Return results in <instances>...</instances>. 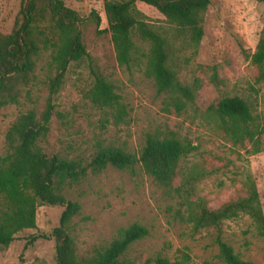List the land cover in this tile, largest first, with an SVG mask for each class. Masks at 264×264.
<instances>
[{
    "label": "rangeland",
    "instance_id": "1",
    "mask_svg": "<svg viewBox=\"0 0 264 264\" xmlns=\"http://www.w3.org/2000/svg\"><path fill=\"white\" fill-rule=\"evenodd\" d=\"M84 19L83 41L93 63L85 60L71 66L66 84L56 99V115L47 137L39 146L49 155L70 159L89 157L99 147L121 148L140 153L150 135L192 143L197 150L181 162L176 187L195 177L193 201L203 199L212 210L247 196L252 179L264 210V152L251 155L235 147L208 109L225 98L239 97L253 105L254 116L264 126V80L253 63L264 32V2L258 0H212L202 15L204 40L196 44L189 35L153 11L147 22L167 40L169 66L189 85L203 81L196 105L182 113L168 106V95L159 94L154 79L146 73L148 42L136 38L138 53L130 67L117 61L104 0H62ZM23 0H0V33L10 34L17 25ZM93 14L101 18L98 27ZM51 52L42 51L36 80L23 90L20 103L0 107V158L8 153L7 134L19 117L43 109L48 95L46 81ZM94 73L115 86L128 106L125 123L117 125L114 111L96 107L89 98ZM249 149V147H248ZM67 198L82 206L71 226L78 254L90 257L109 247L122 231L135 224L145 226L150 236L133 245L127 258L145 261L159 255L173 263L189 255V264H226L214 232L195 233L188 222V207L176 192L160 187L140 167L135 173L109 167L69 189ZM3 199H0L2 207ZM62 207L41 206L37 229L24 231L9 248L0 250V264H57L56 242L39 240L27 250L33 236H51L59 227ZM224 241L251 264H264V235L254 220L242 214L226 221Z\"/></svg>",
    "mask_w": 264,
    "mask_h": 264
},
{
    "label": "trees",
    "instance_id": "2",
    "mask_svg": "<svg viewBox=\"0 0 264 264\" xmlns=\"http://www.w3.org/2000/svg\"><path fill=\"white\" fill-rule=\"evenodd\" d=\"M104 1L109 24V29L104 32L112 36L120 66L130 67L134 63L138 53L136 38L148 42L146 73L154 79L158 93L168 95V106H173L179 114L189 104L196 105L203 81L196 79L189 85L169 66L168 42L147 22V14L149 11L160 14L199 44L205 38L202 15L208 11L212 0ZM93 17L100 27L101 18L96 14ZM83 24L84 19L79 13L62 0H23L20 18L12 33H0V107L20 103L23 90L37 78L41 52H51L46 81L48 95L43 109L19 117L7 134L8 153L0 158V199H3L0 250L17 241L18 234L37 229L39 207L51 206L65 209L59 227L51 236H33L26 250L39 240L54 239L57 264H189L187 254L174 263L164 255L143 262L127 258L133 245L150 236V231L140 224L122 231L109 247L96 250L90 257L78 254L71 226L81 216L82 206L69 200L67 191L109 167L132 173L140 167L160 187L174 191L184 199L188 222L195 233L214 232L226 264H251L224 241L223 226L226 221L246 214L264 235V210L258 188L250 179L247 196L225 203L218 210L210 209L203 199L193 201L197 178L190 177L176 187L182 160L197 150L192 143L176 137L160 139L150 135L140 153L99 146L89 157L77 159L49 155L39 146L50 133L56 115L55 102L66 84L71 66L85 60L93 63L83 41ZM253 63L264 80V32ZM94 76L90 100L100 109L114 111L117 125L125 123L128 106L116 93L115 86L101 74L94 73ZM208 113L218 120L235 147L246 148L251 155L264 152V126L257 121L253 105L248 101L239 97L225 98L212 105Z\"/></svg>",
    "mask_w": 264,
    "mask_h": 264
}]
</instances>
